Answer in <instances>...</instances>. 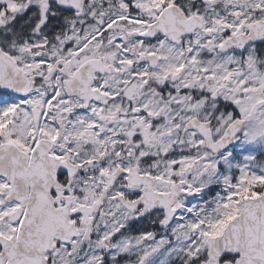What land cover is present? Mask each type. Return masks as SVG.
I'll return each instance as SVG.
<instances>
[{
  "label": "snow or ice",
  "instance_id": "1",
  "mask_svg": "<svg viewBox=\"0 0 264 264\" xmlns=\"http://www.w3.org/2000/svg\"><path fill=\"white\" fill-rule=\"evenodd\" d=\"M0 264H264V0H0Z\"/></svg>",
  "mask_w": 264,
  "mask_h": 264
}]
</instances>
